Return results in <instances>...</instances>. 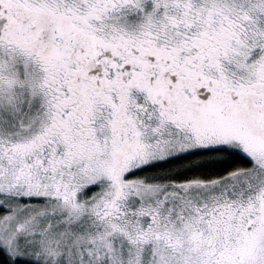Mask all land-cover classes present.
Instances as JSON below:
<instances>
[{"label":"snow or ice","instance_id":"1","mask_svg":"<svg viewBox=\"0 0 264 264\" xmlns=\"http://www.w3.org/2000/svg\"><path fill=\"white\" fill-rule=\"evenodd\" d=\"M0 264H264V0H0Z\"/></svg>","mask_w":264,"mask_h":264}]
</instances>
